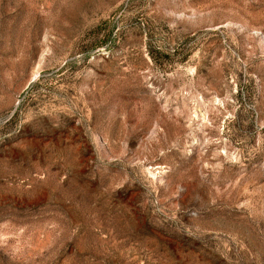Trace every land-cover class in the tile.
Segmentation results:
<instances>
[{
  "label": "rangeland",
  "instance_id": "rangeland-1",
  "mask_svg": "<svg viewBox=\"0 0 264 264\" xmlns=\"http://www.w3.org/2000/svg\"><path fill=\"white\" fill-rule=\"evenodd\" d=\"M0 264H264V0H0Z\"/></svg>",
  "mask_w": 264,
  "mask_h": 264
}]
</instances>
